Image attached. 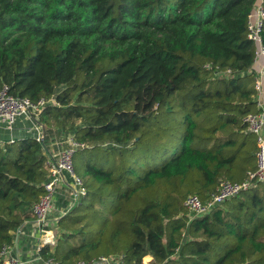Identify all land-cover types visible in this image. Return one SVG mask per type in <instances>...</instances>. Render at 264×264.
I'll return each instance as SVG.
<instances>
[{"label": "trees", "instance_id": "1", "mask_svg": "<svg viewBox=\"0 0 264 264\" xmlns=\"http://www.w3.org/2000/svg\"><path fill=\"white\" fill-rule=\"evenodd\" d=\"M258 1L0 0V90L48 101L43 144L18 119L30 134L0 145V249L34 222L52 138L72 137L87 195L41 258L264 264V181L203 216L184 205L256 169Z\"/></svg>", "mask_w": 264, "mask_h": 264}, {"label": "built area", "instance_id": "2", "mask_svg": "<svg viewBox=\"0 0 264 264\" xmlns=\"http://www.w3.org/2000/svg\"><path fill=\"white\" fill-rule=\"evenodd\" d=\"M264 26L263 0H259L254 12L249 17V39L257 45L256 61L259 57L264 58V46L262 30ZM255 61V62H256ZM230 72V71H229ZM264 76V67L256 79L257 90V113L249 114L245 123L249 132L254 134L257 142L256 162L254 171L248 173L242 182L222 180L215 193L204 201L197 195H190L185 200V208L192 216H203L210 213L220 204L239 196L241 193L255 187L264 181V105L261 100L262 85L261 77ZM48 101L41 99L34 102L29 98L16 97L11 94L8 85L0 90V122L6 124V130L12 135L18 119H24L31 123L30 132L34 134L37 142L43 144L46 138V130L39 121L40 114ZM13 142V140L11 141ZM66 146L56 156L50 155L48 161L49 181L45 184V194L33 206L34 223L41 235L49 234V217L55 208L56 198L60 186L70 179L71 200L74 206L81 197L87 195L83 179L77 174L74 164V153L77 149L85 148V144L75 141L72 137L64 141ZM55 239H47L45 245L54 246ZM0 260L4 264H29L16 252V245H5L0 249ZM42 264H58L52 258L43 259ZM76 264H127L122 256L100 257L91 261H79Z\"/></svg>", "mask_w": 264, "mask_h": 264}, {"label": "crops", "instance_id": "3", "mask_svg": "<svg viewBox=\"0 0 264 264\" xmlns=\"http://www.w3.org/2000/svg\"><path fill=\"white\" fill-rule=\"evenodd\" d=\"M264 67V58L259 57L257 61L255 62V65L253 67V70L259 75L262 72V69ZM261 85H262V94H261V100L264 105V76L261 77ZM20 120V119H19ZM17 121V127H14V132L11 135L6 130V124L3 122H0V145L5 144L7 142H11L12 140H17L19 138H23L30 133L26 130L25 127L22 128V121ZM16 128V129H15ZM25 128V129H24ZM27 131V132H26ZM52 144H51V150L54 156L58 154V152L66 146L64 143V140L62 138H52ZM70 179H66L65 183H63L57 194L56 201L60 200L61 196L65 197V203L69 206L70 199H71V190L72 186ZM72 203V200H71ZM64 211L56 207L54 208V211L51 213L49 217V226L53 229V226L56 225L57 220L60 219L62 215H64ZM21 233V234H20ZM17 235L18 244L16 246L17 253L19 252L22 258L29 262V264H42V261L40 260L39 256V250L43 245L46 244L47 239H55L57 238V229L50 230L48 236L47 235H41V233L38 231L36 225L34 222H28L24 227L23 230ZM16 240V242H17ZM15 242V245H16ZM55 245V244H54ZM148 264L151 262L152 257L148 256L147 258Z\"/></svg>", "mask_w": 264, "mask_h": 264}, {"label": "rangeland", "instance_id": "4", "mask_svg": "<svg viewBox=\"0 0 264 264\" xmlns=\"http://www.w3.org/2000/svg\"><path fill=\"white\" fill-rule=\"evenodd\" d=\"M16 127H17V124H16ZM24 127L26 128V130L28 131V124H24ZM26 131V132H27ZM65 197L64 196H61L60 197V200L58 201H56V203H55V207H56V205L58 206V208L60 207V209L62 210V211H65L67 208H68V205L65 203ZM70 202H71V199H70ZM54 211V210H53ZM52 211V212H53ZM62 217H63V215H62ZM56 226L57 225H55V226H53V229L52 230H56L57 228H56ZM57 235H58V233H57ZM144 263L145 264H148V260H147V258H144Z\"/></svg>", "mask_w": 264, "mask_h": 264}, {"label": "water", "instance_id": "5", "mask_svg": "<svg viewBox=\"0 0 264 264\" xmlns=\"http://www.w3.org/2000/svg\"><path fill=\"white\" fill-rule=\"evenodd\" d=\"M17 244H18V240H17V242H16V246H17Z\"/></svg>", "mask_w": 264, "mask_h": 264}]
</instances>
